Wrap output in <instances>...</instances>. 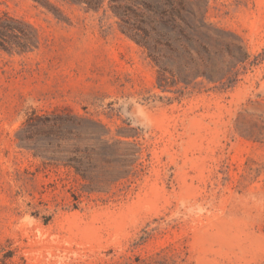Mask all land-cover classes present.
Returning <instances> with one entry per match:
<instances>
[{"label": "rangeland", "instance_id": "obj_1", "mask_svg": "<svg viewBox=\"0 0 264 264\" xmlns=\"http://www.w3.org/2000/svg\"><path fill=\"white\" fill-rule=\"evenodd\" d=\"M98 1L0 0L19 30L0 46V264H264V0H207L255 63L233 87L168 92L131 37L148 30L142 0L128 23ZM61 110L135 136L147 174L101 204L18 145L28 115Z\"/></svg>", "mask_w": 264, "mask_h": 264}, {"label": "trees", "instance_id": "obj_2", "mask_svg": "<svg viewBox=\"0 0 264 264\" xmlns=\"http://www.w3.org/2000/svg\"><path fill=\"white\" fill-rule=\"evenodd\" d=\"M111 1L115 15L128 23L130 0ZM199 2L203 3L202 9ZM142 3L148 30L142 38L138 39L137 34L131 37L146 50L156 67V86L163 92L202 81L216 91H226L255 64L240 35L206 21L207 0ZM16 30L10 24H0L1 47L10 45L6 35ZM16 140L44 163L73 171L83 181L86 192L97 195L101 204L129 190L147 174L149 153L142 142L129 134L114 138L107 125L86 115L65 110L32 112L22 123Z\"/></svg>", "mask_w": 264, "mask_h": 264}]
</instances>
